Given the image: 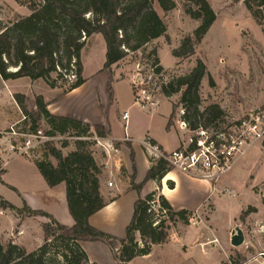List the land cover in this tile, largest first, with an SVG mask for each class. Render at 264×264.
Instances as JSON below:
<instances>
[{
  "label": "trees",
  "instance_id": "trees-1",
  "mask_svg": "<svg viewBox=\"0 0 264 264\" xmlns=\"http://www.w3.org/2000/svg\"><path fill=\"white\" fill-rule=\"evenodd\" d=\"M155 2L164 13L177 7L174 0H42L38 4H31L29 15L21 16L0 32V75L5 82L20 79L43 81L51 89H60L63 94L70 93L85 83L82 52L88 40L98 34L106 44L102 71L107 72L110 78L107 91L112 102L113 68H118L128 57L140 53L152 42L167 35V25L155 10ZM245 6L264 33V0H245ZM183 8L187 16L199 22V26L193 35L185 37L180 46L172 51V56L178 60L192 57L196 47L217 21V15L207 0H187ZM146 58L154 75L164 73L156 50L148 52ZM207 74L206 65L198 60L188 75L163 84L161 91L165 97L181 95L179 102L172 106L167 131L174 126L176 109L179 107L183 112L180 120L187 123L192 131L201 125L208 127L223 120L224 113L218 106L200 111V89ZM72 76L75 79H71ZM14 98L33 131L41 130V122L45 121L49 127L43 132L45 136L72 134L70 137L76 139L74 152L65 156L48 143L43 153L45 159L34 161L50 188L65 184L67 206L75 224L72 227L62 225L47 212L33 210L25 202L22 208H17L0 196L1 209L13 211L21 218L41 217L47 220L42 224L43 244L33 252L14 242L4 245L0 241V264H96L89 261L81 242H103L113 251L118 264H129L136 258L150 255L154 246L166 244L170 231L178 223L189 225L193 212L175 211L169 201L157 192L141 196L143 187L149 181L160 184L173 171L168 162L161 159L152 164L140 184L135 182L136 168L135 165L133 167L131 188L139 198L124 238L91 226L90 218L105 207L100 192L103 166L97 164L92 149L99 139L107 138L110 133L104 126L91 127L71 118L52 115L41 96L35 98L31 110L27 107L25 95L16 94ZM138 101V97H135V102ZM67 147L65 143L63 148ZM128 148L134 163L135 154L131 144H128ZM49 157L57 164L50 162ZM156 198L161 208L167 211L158 224H155V214L151 209V203ZM252 212L255 209L248 208L241 214L240 220ZM230 261L231 264H243Z\"/></svg>",
  "mask_w": 264,
  "mask_h": 264
},
{
  "label": "rangeland",
  "instance_id": "rangeland-1",
  "mask_svg": "<svg viewBox=\"0 0 264 264\" xmlns=\"http://www.w3.org/2000/svg\"><path fill=\"white\" fill-rule=\"evenodd\" d=\"M40 1L42 0H20L17 3L14 0H0V32L24 16L23 14L29 15V6L38 4ZM174 1L177 7L168 13H164L157 2L154 4L155 10L167 25V35L152 42L140 53L128 57L118 68H113L114 78L125 80L116 84V93L120 102L119 113L127 112L129 114L128 123L129 125L132 123V127L136 130L143 131L146 127L151 129L166 143V147L169 149L177 145L175 144L176 135L168 134L166 125L172 112V106L179 102L181 95L167 98L162 94L161 87L173 79L188 75L198 60L204 62L208 71L200 89L202 101L200 111H204L210 106H218L225 118L244 120L258 115L264 108V33L261 26L247 10L245 0H207L217 15V21L202 43L196 47L195 54L184 60L174 58L172 51L180 46L185 37L193 35L199 22L185 14L183 5L187 0ZM255 10H257L256 7ZM97 36V39H94L89 47L82 52V64L84 78L88 79L90 86L94 85L97 88L101 99H105L106 86L110 78L107 73L100 72V70L105 64L106 45L103 37ZM152 50L157 51V57L164 68V73L161 75H154L150 62L147 61L146 56ZM150 60L153 61V59ZM21 87L22 91H31V87L25 85L24 82ZM32 91L34 92L33 87ZM50 91L47 88V90H41L40 93L48 95ZM134 97H138V103L135 102ZM34 99L28 98L27 100L29 110L32 109ZM181 110V107L176 109L172 129L179 131L183 140L186 141L191 134L179 129ZM26 124L28 121L25 122ZM40 128L43 132L47 131L43 122H41ZM70 136L73 135L70 134ZM70 136H63L62 139L51 144L62 153L63 150L68 152L76 142V139ZM65 143L70 147L63 148ZM94 149H92L94 156L98 159L100 166H103V161H101L105 156L103 148L99 152ZM129 153L133 172L130 176L131 181L136 162L133 163L131 160V150ZM118 154L119 150L110 152L108 173L113 172L112 157ZM42 158L45 159L44 156ZM48 160L54 162V165L57 164L53 158L49 157ZM32 164L22 159L10 163L7 167L8 173L3 177V181L8 186H3L0 183V194L17 207H23V201H27L30 207L32 205L42 209L46 207L44 197H48V195L40 192V184L34 172L39 173ZM140 170L142 171V168ZM173 171L175 170L173 169ZM125 172L126 170L122 167L121 177H127ZM141 176L143 177V175ZM216 186L221 197H218V193H214L211 202L216 205L215 221L219 226L232 220L234 213L237 214L243 209L246 211L251 207L255 209V212L250 213L248 217L240 220L237 224V227L243 231V235L247 236V240L251 243L247 250L248 253L240 255L235 247H231L232 259L230 260L247 264L253 261L259 253L264 252V139L249 148ZM10 187H14L17 191ZM114 191L116 192L115 196H120V198L115 205L107 209V214H109V218L118 219L121 224H105V227L112 231L111 234L119 237L125 235L128 225L125 223L130 220L132 215L133 202L131 192L123 189ZM52 194L53 197L55 195L57 198L60 197L59 190ZM206 205L199 214H194L188 227H198L196 223L200 222V219L203 221L208 219L212 206L208 203ZM9 216L13 215L0 217V241L4 245L21 239L19 237L21 225L11 224ZM249 217L251 221H247ZM39 220L42 221L38 218L31 220L30 224H26L25 234L20 241L24 242L27 251H34L40 241L43 244L44 235L42 224L38 223ZM86 248L93 259L104 261L107 264L114 263L112 258L111 261L108 259V254L105 253L106 248L103 245L91 244L86 245ZM173 251L174 249H171L162 253L161 250H156L151 258H139L133 264H169L172 256L175 255Z\"/></svg>",
  "mask_w": 264,
  "mask_h": 264
},
{
  "label": "crops",
  "instance_id": "crops-1",
  "mask_svg": "<svg viewBox=\"0 0 264 264\" xmlns=\"http://www.w3.org/2000/svg\"><path fill=\"white\" fill-rule=\"evenodd\" d=\"M23 15L27 16L25 14ZM97 35H93L88 40L84 50L89 47L90 43L94 39H97L98 37ZM102 70H100V72L107 73ZM82 76L85 83L81 87L70 93L63 94L62 90L51 89L43 81L32 82L29 79H20L16 81L5 82L0 75V131L8 129L13 124L23 122L25 118V115L23 114L21 108L19 107L18 103L14 98L16 94L25 95L27 100L28 98L32 100L35 97L41 96L45 104L47 105V110L52 115L58 117L71 118L83 122L85 124H88L91 127L97 125L104 126L106 131L109 132L110 134L105 139H99L100 143H97L94 150L99 152L102 146L111 144L115 146L117 150H119V154L113 155L112 157L113 172L108 173V171L110 170V167H108L107 171H105V173L103 171V174L100 177V192L105 201V207L101 211L93 215L90 218L89 222L91 226H93L94 228L114 236L113 234H111L112 231L105 227L106 226L105 224H121L118 221V219L109 218V214H107V209L115 205L120 198V196H115L116 192L114 190L123 189L126 190L127 192L132 193L131 200L133 202V211L130 220L127 221L128 223L127 222L125 223L128 225L130 224L133 217L135 202L139 198L137 192L131 188L130 176L133 172H132L131 162L129 161L130 150L128 149V144H131L132 149L135 152V162H136L135 182L136 184H140L144 181L147 172L152 166L144 150L143 141L148 139L153 143L157 144L163 151L172 152L177 148H179L181 142L183 141V138L180 135L179 131L175 129H171L170 131L166 130L168 134L174 133V135H176L175 144L177 145L169 149L168 147H166V143L162 139H160L155 133H153L151 129L146 127L143 131H138L134 127H132V123H130V125L129 123L126 124V122L123 120V114L125 112L123 114L119 113L120 102L118 95L116 93V84L118 82L125 80H118L117 78H114V83H113L114 97L111 102L107 91L108 85L106 86V93H105L106 98L101 99V95L97 90V88L94 85L90 86L88 79L84 78V67H83ZM23 82L25 83V85H28V87L29 86L31 87V91L29 92L22 91L21 84ZM32 87L34 88V92L32 91ZM47 88L51 90L48 95H43L42 93H40L41 90H45V89L47 90ZM132 94H133V90H132ZM33 101H35V99ZM42 122L44 123L46 129L48 130L49 129L48 125L45 123V121ZM75 150H76V146L74 145L69 148L68 152H65L63 150V153L66 156L74 152ZM94 158L97 164L100 165L98 159L95 156ZM108 158L109 157L105 154V156L101 160L103 161L102 165L108 162ZM18 159H22L23 161L33 163L32 165L37 169V166L34 161L22 157H16L8 153L0 155V164H3L2 171L0 172L1 185L8 186L7 183L3 181V177L6 176V174L8 173L7 167L10 165V163L17 161ZM122 167L124 170H126L125 172L127 173L126 178L121 177ZM140 168H142V171L140 170ZM37 171L39 174H37L36 172H34V174L40 184V192L42 191V193L48 195V197L46 196L44 197L46 200V207L42 209L40 208L38 209L36 206H32L31 204L30 207L27 201H23V204L25 202L31 209L35 208L33 210H41L47 212L50 215H52L60 224L68 227H72L75 224V222L68 210L65 184H61L55 188H50L47 185L44 178L42 177V175L40 174L38 169ZM141 175H143V177ZM109 183H113V186L108 187ZM171 184L173 185V187H171ZM216 187L217 186H213L208 182L192 179L180 173L179 171H172L171 173H169L161 181L160 184H158L155 181H149L142 189L141 192L142 197H145L146 195L152 192H157L158 195L164 196L169 201V203L171 204V206L175 211L186 210L189 212H193L194 214L196 213L199 214L200 211L205 206H207L206 205L207 203L208 205L212 206V209L207 220L203 221L202 219H200L201 221L196 223L198 224V227L196 226L188 227L183 223H178L177 226L170 231L169 240L166 244L154 246L150 255L141 258L144 259L151 258L154 254V251L156 250H161V252L164 253L165 251H170L171 249H174L173 252L175 253V255L172 256V259L170 260L169 264H231L230 261L232 254L231 247H233L231 244V238H232L231 236L232 233H234L235 230L238 228L237 224L240 222V216L245 210L243 209L237 214L234 213L232 215V220H230L227 224H224L223 226H219L215 221L217 208L216 205L211 202L212 201L211 198L214 195V193H218V197H221L219 196L221 195L219 193L220 191ZM10 188L12 190H16L14 189V187H10ZM58 190L60 191V197L57 198V195L53 197L52 193ZM0 196L3 199H5L1 194ZM8 215H13L11 217L9 216L11 218V224L21 225L19 229L20 231L19 237H21L20 240H22V236H24L25 234L26 224H30L31 220L40 218L42 219V221L39 220L38 221L39 224H44L47 222L46 219L41 217L21 218L13 211L3 210L0 208V217L8 216ZM247 221H251V218L250 217L247 218ZM192 224H195V222H192ZM128 225L126 226V229ZM126 229H125V235H126ZM125 235L124 236L120 235L118 238H124ZM137 237L139 239V235H137ZM20 240L19 241L17 240V242L14 243L25 248L24 242ZM91 244L103 245L104 248H106L105 253L108 254L107 256L108 259L111 261L112 258L114 262L112 263L118 264V262L114 258L113 251L110 249V247L107 244H104L103 242H81L80 245L87 253L89 261L91 263L107 264L104 261L102 262L92 258V256L89 254L86 248V245H91ZM41 245L42 243L40 241V243L35 248L37 249ZM249 245H251V243L247 240V236H244L243 245L236 248L237 249L236 251L240 255L248 253L247 250L250 247ZM136 259H134L129 264H133V262ZM247 264H261V262L259 260H256L255 258L253 259V261H250Z\"/></svg>",
  "mask_w": 264,
  "mask_h": 264
},
{
  "label": "built area",
  "instance_id": "built-area-1",
  "mask_svg": "<svg viewBox=\"0 0 264 264\" xmlns=\"http://www.w3.org/2000/svg\"><path fill=\"white\" fill-rule=\"evenodd\" d=\"M71 79L75 77L72 76ZM123 120L126 124L128 123L127 112L123 114ZM24 121H27L26 117L23 122L0 131V155L8 153L16 157L38 160L42 158L48 143L63 138L62 136H45L41 130L35 132L30 122L28 121L25 125ZM179 121V129L189 132L191 136L186 141L183 140L176 150L165 152L152 141L148 139L143 141L144 150L151 164L154 165L163 159L175 171L192 179L208 182L213 186H216L222 177L231 171L249 148L264 139V108L250 119L230 120L224 117L217 124L208 127L201 125L193 131L187 123ZM97 143L100 141L98 140ZM102 148L108 157L112 150H117L111 144L104 145ZM108 167V162L104 163L103 171H107ZM2 168L3 164H0V172ZM112 186L113 183L108 184V187ZM151 209L155 214V224L167 215V211L161 208L158 198L151 203ZM256 260L264 264V252L259 253Z\"/></svg>",
  "mask_w": 264,
  "mask_h": 264
},
{
  "label": "water",
  "instance_id": "water-1",
  "mask_svg": "<svg viewBox=\"0 0 264 264\" xmlns=\"http://www.w3.org/2000/svg\"><path fill=\"white\" fill-rule=\"evenodd\" d=\"M243 243H244L243 231L240 228H237V230L233 233V236L231 238V244L233 247L238 248L242 246Z\"/></svg>",
  "mask_w": 264,
  "mask_h": 264
}]
</instances>
